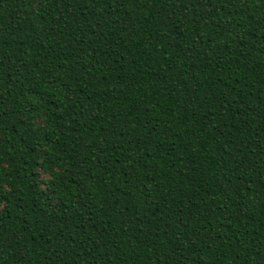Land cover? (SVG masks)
Masks as SVG:
<instances>
[{
    "label": "trees",
    "instance_id": "16d2710c",
    "mask_svg": "<svg viewBox=\"0 0 264 264\" xmlns=\"http://www.w3.org/2000/svg\"><path fill=\"white\" fill-rule=\"evenodd\" d=\"M0 264H264V0H0Z\"/></svg>",
    "mask_w": 264,
    "mask_h": 264
}]
</instances>
